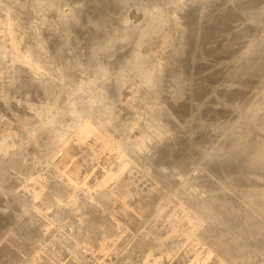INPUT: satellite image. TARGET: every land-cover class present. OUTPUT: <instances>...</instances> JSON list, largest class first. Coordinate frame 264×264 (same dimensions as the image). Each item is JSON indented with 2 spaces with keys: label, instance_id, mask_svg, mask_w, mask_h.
Masks as SVG:
<instances>
[{
  "label": "rangeland",
  "instance_id": "rangeland-1",
  "mask_svg": "<svg viewBox=\"0 0 264 264\" xmlns=\"http://www.w3.org/2000/svg\"><path fill=\"white\" fill-rule=\"evenodd\" d=\"M0 258L264 264V0H0Z\"/></svg>",
  "mask_w": 264,
  "mask_h": 264
},
{
  "label": "bare ground",
  "instance_id": "bare-ground-1",
  "mask_svg": "<svg viewBox=\"0 0 264 264\" xmlns=\"http://www.w3.org/2000/svg\"><path fill=\"white\" fill-rule=\"evenodd\" d=\"M60 8H61V7H60ZM36 12H37V11H36ZM10 16H11V15H10ZM14 23H15V22H14ZM17 24H19V23H17ZM19 25H20V24H19ZM11 29H12V28H11ZM11 29H9V30H11ZM15 30H16V29H15ZM14 32H15V31H13L12 33H14ZM14 35H15V34H14ZM14 38H15V37H14ZM15 42H16V39H15ZM17 42H18V41H17ZM25 57H26V56H25ZM27 57H28V56H27ZM27 60H28V59H27ZM34 71H36V70H34ZM51 114H52V113H51ZM86 120H87V119H86ZM108 120H110V119H108ZM83 122H84V121H83ZM110 122H111V121H110ZM84 123H85V122H84ZM99 125H100V124H99ZM103 125H104V123H103ZM111 125H112V124H111ZM85 126H86V125H85ZM87 126H89V124H88ZM83 127H84V126H83ZM83 127L81 128L82 130L86 129V127H84V128H83ZM89 127H90V126H89ZM92 127H93V126H92ZM94 128H95V127H94ZM98 130H99V129H98ZM106 130H107V129H106ZM90 131H91V130H90ZM90 131H89V132H90ZM95 131H96V130H95ZM108 131H109V130H108ZM84 132H85V131H84ZM78 133H80V132L78 131ZM82 133H83V132H82ZM91 133H92V131L90 132V134H91ZM86 134H87V133H86ZM79 135H80V134H79ZM81 136H82V134H81ZM86 137H87V136H86ZM118 138H119V137H118ZM82 139H85V138H82ZM82 139H81V140H82ZM79 140H80V139H79ZM66 142H67V141H66ZM66 146H67V145H66ZM135 146H136V145H135ZM65 151H66V150H65ZM67 151H68V150H67ZM69 151H70V150H69ZM119 151H120V150H118V153H119ZM61 152L63 153V152H64V149L61 148ZM115 152H116V151H115ZM149 152H150V151H149ZM118 153H117V154H118ZM117 156H118V155H116V157H117ZM67 157H68V156L65 155V159H66ZM118 158H119V157H118ZM62 159H64V158H62ZM126 161H127V160H126ZM175 167H176V166H175ZM143 168H144V167H143ZM137 170H138V169H137ZM178 170H179V169H178ZM77 171H78V170H77ZM169 171H170V170H169ZM62 172H63V171H62ZM152 172H153V171H152ZM170 174H172V173H169V175H170ZM176 174H177V173H176ZM145 176H146V175H145ZM68 180H69V178H68ZM72 180H73V179H72ZM72 180H71V181H72ZM73 182H74V181H73ZM125 182H126V181H125ZM151 182H152V181H151ZM123 187H124V186H123ZM34 192H35V191H34ZM41 192H42V191H41ZM36 193H37V192H36ZM146 196H147V195H146ZM199 204H200V203H199ZM182 205H183V204H182ZM185 209H186V208H185ZM188 210H189V209H188ZM140 218H141V217H140ZM95 220H96V219H95ZM93 221H94V220H93ZM92 223H93V222H92ZM108 225H109V224H108ZM86 226H87V225H86ZM49 227H50V226H49ZM107 227H108V226H107ZM137 227H138V226H137ZM108 229H109V227H108ZM110 229H111V228H110ZM86 230H87V229H86ZM94 230H95V228H94ZM151 231H152V230H151ZM105 232H106V231H105ZM150 234L152 235V233H150ZM87 235H88V234H87ZM108 235H109V234H108ZM90 236H91V234H90ZM92 236H93V235H92ZM90 238H91V237H90ZM88 239H89V238H88ZM123 241H124V240H123ZM107 253H108V252H107ZM14 254H15V253H14ZM15 255H17V254H15ZM15 255H14V256H15ZM0 260H1V258H0ZM8 260H9V259H8Z\"/></svg>",
  "mask_w": 264,
  "mask_h": 264
}]
</instances>
